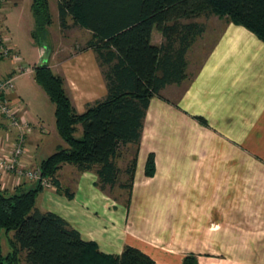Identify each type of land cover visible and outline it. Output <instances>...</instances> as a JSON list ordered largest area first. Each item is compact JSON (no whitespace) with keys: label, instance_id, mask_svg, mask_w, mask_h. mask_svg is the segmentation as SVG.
Masks as SVG:
<instances>
[{"label":"crops","instance_id":"1","mask_svg":"<svg viewBox=\"0 0 264 264\" xmlns=\"http://www.w3.org/2000/svg\"><path fill=\"white\" fill-rule=\"evenodd\" d=\"M21 1L14 0L15 5ZM54 2L49 0L50 9L54 15L55 7L59 17L57 0ZM2 5L0 11H5ZM6 20L7 16L5 24ZM71 26L91 38L90 30L77 27L74 21ZM237 28H241L239 32ZM5 29L9 46L20 53L7 25ZM225 29L191 77L194 70L188 51L186 73L190 78L167 85L161 96L151 99L129 205L124 207L108 192L115 186L105 190L98 186L95 170L81 172L64 164L54 187L39 192L38 208L59 214L85 240L96 242L108 254H120L131 245L150 255L155 264H182L187 255H196L199 264H264V146H260V135H264V42L243 26L232 23ZM242 29L255 37H243ZM164 40L162 32L154 29L152 43L160 45ZM33 44L37 51L30 64H39L44 48ZM14 63L0 60V76L10 75ZM50 63L54 72L64 76L79 112L106 96L103 67L93 49L68 53L59 62V71ZM14 96L23 105L24 98L16 89ZM22 109L20 114L27 118V108ZM30 119L38 124L31 123L34 128L25 163L35 167L44 159H39L40 151L67 145L57 131L47 130L41 113L30 110ZM151 153L156 170L147 176ZM71 166L76 172L68 179L63 172ZM14 181L11 173L0 176V184L10 192L16 190ZM35 185L25 180L21 188Z\"/></svg>","mask_w":264,"mask_h":264},{"label":"trees","instance_id":"2","mask_svg":"<svg viewBox=\"0 0 264 264\" xmlns=\"http://www.w3.org/2000/svg\"><path fill=\"white\" fill-rule=\"evenodd\" d=\"M57 7L62 29L70 27L71 17L74 24L91 31L81 50L96 52L108 92L79 112L64 76L55 73L49 63L35 64L34 78L55 105L57 132L67 146L59 147L34 167L41 176L31 181L35 186L21 188L27 180L22 179L10 192L0 184V264H23V260L24 264H155L150 255L131 245L120 254L102 252L65 218L42 211L37 198L46 188L43 180L48 179L54 187L64 164L74 165L81 172L95 170L102 190L116 185L128 189L129 205L150 101L161 96L167 85L181 84L188 77L186 55L205 31V25L196 18L212 14L225 17L264 42V0H57ZM32 11V36L39 45L48 43L53 22L49 0H33ZM154 29L165 38L160 45L152 43ZM10 75H18L15 67ZM199 119L206 122L203 117ZM0 124L1 130L2 120ZM77 132L81 135L76 136ZM131 145L136 147L135 154L121 169L117 160ZM155 170L151 153L146 175L153 176ZM121 173L129 176L127 182L119 181ZM3 235L8 237L7 253ZM182 264H199V259L187 255Z\"/></svg>","mask_w":264,"mask_h":264},{"label":"rangeland","instance_id":"3","mask_svg":"<svg viewBox=\"0 0 264 264\" xmlns=\"http://www.w3.org/2000/svg\"><path fill=\"white\" fill-rule=\"evenodd\" d=\"M32 1L33 0H22L18 5H15L17 3H15L14 0H5L1 3L3 4L2 7L6 9L5 11H0V22H1L0 29L1 31L2 29H4L2 31V33L4 34L7 31L5 29L6 25L9 27L10 30L8 31V33L13 39V44L20 50L22 57V60L18 61L17 63L16 62L14 63L15 66L21 64L24 67L30 65V67L34 68L35 64H30L31 59L34 57V54H36L37 51L35 48H33L35 47L33 46L34 45L33 43H36L38 47L42 46L39 45V43L34 38H32L33 36L30 35V24L32 23V21L35 22L32 11ZM50 1L53 5L55 4L54 0H50ZM6 16H7V20L5 24ZM53 17H54L53 22L50 25L51 26L50 44L52 49L50 50L51 54H50L49 63L50 62L52 63L53 69L55 71H59L60 68L59 62L61 61V59L64 58L68 53L70 54L73 52H77L81 48H83L87 40L89 39V36L83 30L75 29L73 26H71L73 25L72 19L69 20V22L71 21L70 23H72L69 24L70 25L69 29L61 30L62 27L60 25V20L57 15V9L55 7H54ZM196 21L203 23L205 25V31L201 36L198 37V39L190 48L188 53V59L189 62H191L190 68L191 70L192 68L194 70V72H191L189 74L190 77L201 66L203 61L212 53V51L215 48V45L222 38L224 30H226L225 28L233 23L228 21L225 17H220L216 14H212L210 16H200L196 18ZM77 27H79V25ZM237 29H238L237 31L239 32L241 28H237ZM245 31L246 30L242 29V32H240L244 34L243 37L249 39L255 37L251 35L250 32L248 31L245 32ZM33 74L34 71H32L31 73L18 74L15 78V87H16L15 89L24 98L21 109L23 108L22 110L24 112V110L27 108L26 110L28 116L27 119L33 125L38 123L30 119V110L34 114L41 113L45 120V125L47 127V130L51 129L52 132L55 133V131H57L56 118H55V111L52 110L53 108H55V105L50 100V98L43 90V88L33 81V79H35ZM67 90L72 98L73 96L71 92L69 91V89ZM11 97L16 98L14 95ZM4 134L5 133L1 132L0 137L4 136ZM80 135H81L80 132L76 133V136H80ZM58 137H60L59 134ZM54 139H55L54 137H51V140L55 141L56 139L55 140ZM260 146L261 147L264 146V135H260ZM50 150H56V149H54V147H51V149L49 148L47 150L40 151L39 159L42 160L43 158H46ZM135 151H136V147L132 145L122 150V154L117 160L121 169H124L127 166V164L131 161V159L135 154ZM75 172L76 170L73 168V166H71L65 169L63 175L69 179L75 176ZM128 180H129V176L126 173H121L119 181L127 182ZM15 182L16 180L14 181V183ZM108 192L112 194L115 197V200L124 207L128 205L127 204L129 197L128 189H123L119 185H116L113 191H108ZM2 243H3L4 252L7 253L10 250L7 235H3ZM23 255H25V253ZM23 264H24V260H23Z\"/></svg>","mask_w":264,"mask_h":264},{"label":"built area","instance_id":"4","mask_svg":"<svg viewBox=\"0 0 264 264\" xmlns=\"http://www.w3.org/2000/svg\"><path fill=\"white\" fill-rule=\"evenodd\" d=\"M5 0H0V4ZM9 59L13 62L22 60L21 55L8 44L6 35L0 29V60ZM18 74L31 73L33 67L23 65L15 66ZM16 76H0V117L2 118L4 136L0 137V176L13 174L16 182L22 179L30 181L41 178L37 168L29 167L25 163L28 154V139L33 130L31 122L20 114L21 101L12 98L15 93ZM0 128L2 125L0 124ZM4 137V138H3ZM46 187H52L48 179L43 180Z\"/></svg>","mask_w":264,"mask_h":264},{"label":"water","instance_id":"5","mask_svg":"<svg viewBox=\"0 0 264 264\" xmlns=\"http://www.w3.org/2000/svg\"><path fill=\"white\" fill-rule=\"evenodd\" d=\"M42 48H44L43 54H42V60L39 63L40 65H44L48 63L49 57H50V48L48 47V43L44 42L42 44Z\"/></svg>","mask_w":264,"mask_h":264}]
</instances>
